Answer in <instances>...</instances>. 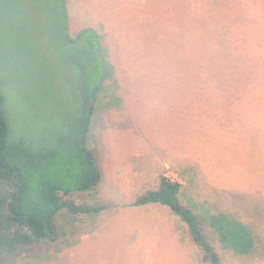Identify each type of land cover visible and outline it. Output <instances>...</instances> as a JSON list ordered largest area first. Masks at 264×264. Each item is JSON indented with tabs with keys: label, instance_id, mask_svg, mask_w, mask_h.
Masks as SVG:
<instances>
[{
	"label": "rangeland",
	"instance_id": "374dc122",
	"mask_svg": "<svg viewBox=\"0 0 264 264\" xmlns=\"http://www.w3.org/2000/svg\"><path fill=\"white\" fill-rule=\"evenodd\" d=\"M58 3L0 0V79L17 132L38 136L66 127L70 117L62 84L69 80L65 62L74 48L63 37L93 27L120 77H163L149 64L188 61L192 54L197 59L205 54L214 65L226 62L222 67L230 63L233 87L241 93L230 110L241 101L242 122L225 118L223 125L232 133L237 125L238 140L215 133L218 118L203 124L199 113L188 112L183 91L167 88L168 106L165 100L160 105L148 101V93L135 95L134 103L123 99L113 104L114 91L106 83L89 132L100 180L93 190L60 193L66 201L104 207L87 214L61 208L54 241L21 245L2 255L0 263L210 264L205 260L210 254L169 207L130 205L156 189L162 175L181 184V203L204 215L210 210L205 212L204 201L222 197L228 204L231 195L248 199L239 208L240 217L264 233V0H65V25ZM203 16L216 18L213 26L203 24ZM207 34L217 37L213 50L211 42L205 44ZM191 38L195 44L188 52ZM251 203L260 216L249 210ZM205 234L221 264L240 261L215 233Z\"/></svg>",
	"mask_w": 264,
	"mask_h": 264
},
{
	"label": "trees",
	"instance_id": "16d2710c",
	"mask_svg": "<svg viewBox=\"0 0 264 264\" xmlns=\"http://www.w3.org/2000/svg\"><path fill=\"white\" fill-rule=\"evenodd\" d=\"M57 1L65 25V0ZM215 21L212 16L202 18V23L209 27ZM66 30L67 27L63 33ZM193 34L192 30L189 35L193 37ZM192 39L186 44L188 52L195 44ZM216 39L214 34H207L205 44L211 42L213 50V40ZM63 40L74 48L65 62L71 73L69 80L62 84L70 117L66 127L59 124L57 130L42 131L38 136H24L23 131L17 132L8 116L3 89L5 82L0 79V257L14 253L21 245L54 241L58 236L55 216L63 207L72 214L97 212L104 207L66 201L60 193L93 190L100 180L95 154L89 147V132L96 103L105 92L106 83L114 91L113 104L123 99L134 103L135 95L148 93V101L154 99V104L160 105L165 100L164 104L168 106L164 93L167 88L183 91L182 99L188 104V112L199 113L203 124L217 122L218 118V124L213 127L215 133L225 134V138L233 142L238 140L237 125H233V133L223 125L225 118L235 124L236 119L239 125L242 122L241 101L236 106L241 110H230L232 101L241 100V93L233 87L236 80L231 77L230 63L222 67L226 62L214 65L205 54L198 59L192 54V60L189 56L188 61L172 59L167 65L158 64L159 68L149 64L153 71L163 72V77H145L141 81V77H120L118 64L109 60L102 35L93 27L80 28L73 37H63ZM179 64L184 65L180 71L176 68ZM145 67L148 69V65ZM221 68L222 72L219 71ZM244 94L243 91L245 105ZM180 187L179 182L162 175L156 189L140 194L130 205L157 202L169 207L188 226L193 241L207 253L211 252L205 258L210 264H221V261L205 233H215L222 247L232 256L241 257L238 264H263L264 233L257 232L252 224L248 225L239 213V208L246 207L248 199L231 195L228 204L222 197L214 198L210 204L204 201L203 205H207L205 212L210 209L204 215L194 210L191 204L180 202ZM236 201L237 207L234 206ZM226 205L230 206V211ZM250 205L249 210L260 216L256 206ZM3 260L1 263L5 262Z\"/></svg>",
	"mask_w": 264,
	"mask_h": 264
},
{
	"label": "crops",
	"instance_id": "0c3cea01",
	"mask_svg": "<svg viewBox=\"0 0 264 264\" xmlns=\"http://www.w3.org/2000/svg\"><path fill=\"white\" fill-rule=\"evenodd\" d=\"M94 27H95V26H94ZM155 203H157V202H154V203L151 202V203H147V204H149L148 206H150V204L153 205V204H155ZM147 204H145V205H147ZM131 206H133V205H131ZM160 216H161V217H164L163 215H160ZM171 229H172V232H174L172 227H171ZM169 234L172 235L173 233H169ZM235 256H236V255H235ZM235 256H234V257H235ZM237 257H238V256H237ZM230 264H238V262H236V261H232Z\"/></svg>",
	"mask_w": 264,
	"mask_h": 264
},
{
	"label": "water",
	"instance_id": "95a60500",
	"mask_svg": "<svg viewBox=\"0 0 264 264\" xmlns=\"http://www.w3.org/2000/svg\"><path fill=\"white\" fill-rule=\"evenodd\" d=\"M209 254H211V252H209Z\"/></svg>",
	"mask_w": 264,
	"mask_h": 264
}]
</instances>
